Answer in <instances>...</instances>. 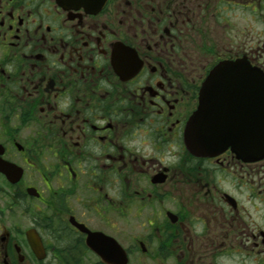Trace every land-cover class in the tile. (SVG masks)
<instances>
[{"label": "flooded vegetation", "instance_id": "obj_1", "mask_svg": "<svg viewBox=\"0 0 264 264\" xmlns=\"http://www.w3.org/2000/svg\"><path fill=\"white\" fill-rule=\"evenodd\" d=\"M258 21L264 0H0V264H264V157L186 141L217 64L264 73Z\"/></svg>", "mask_w": 264, "mask_h": 264}, {"label": "water", "instance_id": "obj_2", "mask_svg": "<svg viewBox=\"0 0 264 264\" xmlns=\"http://www.w3.org/2000/svg\"><path fill=\"white\" fill-rule=\"evenodd\" d=\"M186 141L196 154L214 155L230 147L244 160L263 158L264 73L241 61L216 65L200 89ZM27 238L38 253L39 238L29 231Z\"/></svg>", "mask_w": 264, "mask_h": 264}, {"label": "rangeland", "instance_id": "obj_3", "mask_svg": "<svg viewBox=\"0 0 264 264\" xmlns=\"http://www.w3.org/2000/svg\"><path fill=\"white\" fill-rule=\"evenodd\" d=\"M256 27H257V38L259 39L260 38L259 34H260L262 28H264V24H262L261 22L258 21Z\"/></svg>", "mask_w": 264, "mask_h": 264}]
</instances>
